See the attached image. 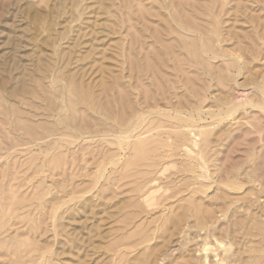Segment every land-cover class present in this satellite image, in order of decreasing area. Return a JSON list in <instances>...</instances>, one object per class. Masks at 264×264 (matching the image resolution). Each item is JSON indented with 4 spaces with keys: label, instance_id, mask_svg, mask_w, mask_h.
<instances>
[{
    "label": "rangeland",
    "instance_id": "obj_1",
    "mask_svg": "<svg viewBox=\"0 0 264 264\" xmlns=\"http://www.w3.org/2000/svg\"><path fill=\"white\" fill-rule=\"evenodd\" d=\"M0 264H264V0H0Z\"/></svg>",
    "mask_w": 264,
    "mask_h": 264
},
{
    "label": "bare ground",
    "instance_id": "obj_2",
    "mask_svg": "<svg viewBox=\"0 0 264 264\" xmlns=\"http://www.w3.org/2000/svg\"><path fill=\"white\" fill-rule=\"evenodd\" d=\"M240 94H242V93L239 92V95H240ZM243 95H244V94H243ZM243 95H240V96H243ZM141 134H143V133H141ZM139 137H140V136H139ZM139 137H138V138H139ZM144 146H145V145L142 143V141H141L139 144H137V146H136V147H137V149H136L137 153H136L135 155H137V154H138V155H142V154L148 153L149 150H148V151L146 150V152L144 151V150L146 149V148L144 149ZM152 149H153V148H152ZM152 149H151V150H152ZM133 152H135V151H133ZM145 155H146V154H145ZM141 157H142V156H141ZM137 158H138V157H137ZM139 158H140V157H139ZM131 160H132V161H130V163H131V162L134 163V162H133V159H131ZM135 161H136V160H135ZM4 195H5V194H4ZM4 195H3V196H4ZM6 196H7V198H9L8 195H6ZM6 196H5L4 198H6ZM9 196H10V195H9Z\"/></svg>",
    "mask_w": 264,
    "mask_h": 264
}]
</instances>
